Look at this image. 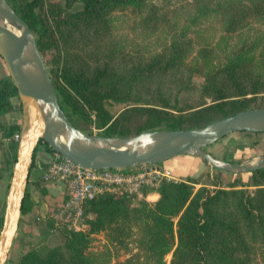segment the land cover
<instances>
[{
  "label": "trees",
  "instance_id": "1",
  "mask_svg": "<svg viewBox=\"0 0 264 264\" xmlns=\"http://www.w3.org/2000/svg\"><path fill=\"white\" fill-rule=\"evenodd\" d=\"M6 1L31 28L42 57L49 48L63 50L61 67L57 53L53 57L55 68H47L61 108L80 129L92 133L90 126L94 124L100 129L97 134L131 135L128 122L134 115L144 117L135 133L155 128L185 129L203 126L245 108L264 106V33L259 30L227 51L223 60L208 58L206 51L211 48L198 49L194 59L202 58L199 64L203 81L193 87L201 99L197 108L173 107L168 97L159 95L148 105L134 104L114 113L106 106L108 100L137 99L139 85L178 67L191 51L184 36L178 34L160 52L143 60L129 57L110 44H106L105 52L95 62L84 58L85 54L91 57L90 51L97 53L94 47L111 33L116 10L130 8L142 13L153 0ZM76 3L80 5L77 9ZM194 3V20L218 18L226 34L264 22V0ZM15 100L19 102L17 89L5 70L0 73V114L14 110ZM19 128L16 123H0L1 137L10 140L0 175L11 170L17 145L12 135ZM41 143L54 152L39 140L33 157ZM32 166L33 158L30 169ZM249 179L248 185L254 186L250 191L235 183L228 188L202 185L194 189L195 177L163 180L156 189V200L142 199L134 205L122 194L101 195L85 205V211L92 214L86 220L85 230H66L61 243L44 253L30 248L19 256L17 264H109L119 254L118 245L132 230L138 251L132 254L129 264H167L164 256L170 251L169 264H252L257 254L264 264V167L251 171ZM40 190L45 193L44 187ZM27 197L25 189L21 213L27 209ZM1 213L0 199V225ZM99 232H104L109 245L94 251L92 235ZM125 261L113 264H126Z\"/></svg>",
  "mask_w": 264,
  "mask_h": 264
},
{
  "label": "rangeland",
  "instance_id": "2",
  "mask_svg": "<svg viewBox=\"0 0 264 264\" xmlns=\"http://www.w3.org/2000/svg\"><path fill=\"white\" fill-rule=\"evenodd\" d=\"M76 3L74 8H79ZM197 4L194 0H153L152 5L146 8L144 12H138L130 8L124 10H116L113 13V23L111 33L106 34L102 42L94 47L97 50L90 51L91 57L84 55V58L90 62H95L98 57H101L105 52L106 44L118 46L124 50L129 57L134 59H145L154 52H160L170 41L171 38L182 34L184 40L191 46L186 54L183 62L176 68L170 69L167 72L154 76L142 83L137 88V99H127L122 101L108 100L107 108L111 112L117 113L125 107L137 105H148L158 96L169 98V104L173 107H192L197 108L201 99L193 87L199 85L203 81V69L199 63L202 58H197V51L201 46L211 48L206 51L208 58L212 60H223L224 54L238 47L241 41L249 36L254 30H259L264 33V22L253 23L252 27L238 31L235 33L226 34L221 30V23L218 18L208 16L206 19H193L196 13ZM153 11V13H151ZM149 14V18L146 15ZM254 27V28H253ZM82 52V51H81ZM59 54V67L63 63V50L49 48L43 55V59L47 67L51 65L55 68L53 57ZM205 53V55H206ZM202 69V71H201ZM6 70L3 61H0V73ZM7 71V70H6ZM188 87V88H187ZM191 87V88H190ZM177 102H176V101ZM206 103H209L208 98H204ZM15 102V109L6 113L0 114V123L9 124L16 123L21 127L28 118L18 101ZM190 108V109H192ZM175 111V110H173ZM144 117L134 115L128 122L129 133L134 134L137 128L143 123ZM89 128V127H88ZM93 133H99L100 129L94 124L90 126ZM9 137H1L0 133V165L3 160L4 153L8 149ZM208 152L219 159L228 160L234 163L242 161L255 162L257 157L264 153V132H248L234 131L216 142L206 146ZM55 152L46 149L44 144H39L33 157V164L37 160H42L44 168L53 158ZM179 157H171L161 163H158L176 175L177 181L185 180L190 177L197 178V183H194V189L202 185L208 188L224 187L228 188L230 184H241L249 191L253 190L254 186L249 184L250 172L232 173L224 170H219L204 163L199 157H186L185 162L178 159ZM199 162L198 164L195 163ZM33 167V166H32ZM31 167V168H32ZM43 172V170H42ZM9 173L0 175V199L3 201L5 196ZM38 192L36 199L30 201L27 197V209L21 213L17 231L15 233L11 248L7 255L5 264H17L19 256L29 250L36 248L39 252L44 253L49 247L59 244L63 241L66 230H73L69 227L68 222L64 219L54 220L52 214L58 210L61 204L59 199H47L45 193L41 192L42 184L51 181L42 179V173L38 179ZM160 184V182H159ZM158 184V185H159ZM158 185L155 187L157 189ZM239 185V187L241 186ZM152 191V190H150ZM157 191V190H155ZM29 195V192L27 191ZM125 195V194H122ZM130 198L131 205L142 200V195H125ZM148 201V199H145ZM151 202V201H148ZM85 221L92 217V214L85 211ZM176 219H174L175 221ZM86 227L83 229L85 230ZM106 245H109L104 232H99L92 235L91 249L94 251L103 250ZM138 251L135 243L134 231L131 235L125 238L123 244L118 245L117 257H112L109 264L115 261H125L129 264L132 254ZM171 251L165 254L164 260L167 264L170 263ZM252 264H263L259 254L256 255Z\"/></svg>",
  "mask_w": 264,
  "mask_h": 264
},
{
  "label": "water",
  "instance_id": "3",
  "mask_svg": "<svg viewBox=\"0 0 264 264\" xmlns=\"http://www.w3.org/2000/svg\"><path fill=\"white\" fill-rule=\"evenodd\" d=\"M7 25L19 31V40L7 34ZM0 58L17 89L20 106L28 114L21 127L2 201L0 264H5L17 231L33 152L39 140L62 157L95 169L161 163L181 154L197 156L215 169L232 173L264 167V153L255 162L234 163L205 149L234 131L264 132V106L245 108L199 127L145 129L126 136L90 133L74 126L60 106L31 28L6 0H0Z\"/></svg>",
  "mask_w": 264,
  "mask_h": 264
},
{
  "label": "built area",
  "instance_id": "4",
  "mask_svg": "<svg viewBox=\"0 0 264 264\" xmlns=\"http://www.w3.org/2000/svg\"><path fill=\"white\" fill-rule=\"evenodd\" d=\"M19 138L18 131L12 135L13 141L18 142ZM42 179L63 182L65 198L51 216L54 220L64 219L71 229L79 231L86 227L85 205L88 201L109 193L142 195L147 199L146 194L156 190L159 182L177 181L178 178L158 163L95 169L81 166L55 152L43 169Z\"/></svg>",
  "mask_w": 264,
  "mask_h": 264
},
{
  "label": "crops",
  "instance_id": "5",
  "mask_svg": "<svg viewBox=\"0 0 264 264\" xmlns=\"http://www.w3.org/2000/svg\"><path fill=\"white\" fill-rule=\"evenodd\" d=\"M174 157H179L178 159H181V161L185 162V160H188L186 157L196 158L197 156L189 155V154H181V155H176ZM194 161H196L195 163L197 164L199 163L197 162V160H194ZM43 169L44 167H43L42 160H37L36 163L33 164V167L29 170L26 190L29 192L28 198L30 199V201H34V199H36V195L38 192V182L37 181H39L38 179L40 178V175ZM42 185L45 188V197L47 199L49 198V199L57 200L61 198V202H62L63 199L65 198L64 184L60 180H53L52 182H47ZM158 196L159 194L155 190L146 194V198L152 201L156 200Z\"/></svg>",
  "mask_w": 264,
  "mask_h": 264
},
{
  "label": "bare ground",
  "instance_id": "6",
  "mask_svg": "<svg viewBox=\"0 0 264 264\" xmlns=\"http://www.w3.org/2000/svg\"><path fill=\"white\" fill-rule=\"evenodd\" d=\"M6 32L13 39H17V40L20 39L19 31L16 30L15 28L11 27L10 25H7Z\"/></svg>",
  "mask_w": 264,
  "mask_h": 264
}]
</instances>
